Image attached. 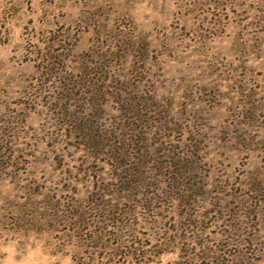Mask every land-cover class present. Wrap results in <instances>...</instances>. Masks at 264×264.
Instances as JSON below:
<instances>
[{
	"label": "rangeland",
	"instance_id": "obj_1",
	"mask_svg": "<svg viewBox=\"0 0 264 264\" xmlns=\"http://www.w3.org/2000/svg\"><path fill=\"white\" fill-rule=\"evenodd\" d=\"M93 259L264 264V0H0V264Z\"/></svg>",
	"mask_w": 264,
	"mask_h": 264
},
{
	"label": "trees",
	"instance_id": "obj_2",
	"mask_svg": "<svg viewBox=\"0 0 264 264\" xmlns=\"http://www.w3.org/2000/svg\"><path fill=\"white\" fill-rule=\"evenodd\" d=\"M172 198H174V197H172ZM117 222H121L122 220H121V217L120 218H118V217H115L114 218ZM113 230H115L116 232H121L122 230H121V227L119 226V225H113ZM101 233V235H103L102 234V231L100 232ZM117 234V233H116ZM115 233H114V235H116ZM163 245H164V243H162V244H160V248H163ZM165 246V245H164ZM116 250H123L122 252H127L128 254H130V255H133V256H145V252H143L142 250H141V248H139V247H136L135 246V243H132V244H128V243H126V242H119L117 245H116ZM165 251H161V252H159V255L160 254H163ZM148 261H143V260H141L140 262H149V261H152V259L150 260V257L147 259ZM101 264V262L100 261H95V259H93L91 262H85V261H80L79 262V264ZM118 263H120V262H118ZM117 262H115V263H107V262H103L102 264H118ZM120 264H122V263H120Z\"/></svg>",
	"mask_w": 264,
	"mask_h": 264
}]
</instances>
